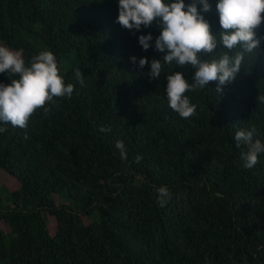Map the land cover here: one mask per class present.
I'll list each match as a JSON object with an SVG mask.
<instances>
[{
	"label": "trees",
	"instance_id": "1",
	"mask_svg": "<svg viewBox=\"0 0 264 264\" xmlns=\"http://www.w3.org/2000/svg\"><path fill=\"white\" fill-rule=\"evenodd\" d=\"M209 3L203 15L217 34L215 0ZM116 15V0H0V42L22 49L25 63L53 52L60 74L75 85L70 99L55 98L47 115L37 109L25 128L3 125L0 173L13 191L10 205L0 204V260L264 264V154L246 169L233 141L235 131L250 127L264 141V104L257 102L264 95V21L256 29L259 49L245 53L223 95L215 94V81L186 92L196 112L181 118L164 98L165 77L180 71L191 82L194 69L173 63L149 80L148 66L138 69L129 57L159 59L137 43L158 28L129 31ZM73 69L82 72V86ZM12 78L0 74V82ZM160 186L170 193L164 207L156 202ZM62 196L75 207L57 205Z\"/></svg>",
	"mask_w": 264,
	"mask_h": 264
},
{
	"label": "clouds",
	"instance_id": "2",
	"mask_svg": "<svg viewBox=\"0 0 264 264\" xmlns=\"http://www.w3.org/2000/svg\"><path fill=\"white\" fill-rule=\"evenodd\" d=\"M115 23L129 31L140 32L153 24L159 34L151 32L137 36L142 51L150 48L161 53L159 59L129 57V62L138 69L148 66L149 80H158L162 67L175 64L177 67L191 66L194 72L191 82L184 72L173 71L165 77L164 98L167 105L181 118L195 114L196 105L186 92L208 88L215 81V94L223 95L224 86L231 84L241 69L245 53L258 50L261 39L256 35L257 27L264 21V0H215L219 32L213 34L203 13L211 9L209 0H116ZM199 10H198V7ZM219 48L226 49L218 57L211 58ZM238 49V50H237ZM231 52V55L229 54ZM209 54L207 59L203 57ZM0 74L12 75L10 82H0V132L3 125L25 128L29 118L42 108L45 115L55 98L70 99L75 85L67 83L60 74L55 54L42 50L33 55L27 63L22 49H11L0 42ZM77 83L83 85L82 72L73 69ZM257 102L264 104V95L257 96ZM101 133L110 128L101 126ZM256 129L250 127L235 131V147L242 149V166L251 169L264 154V141L254 138ZM114 147L121 160L126 159V148L122 140H116ZM139 161L140 157L137 156ZM156 202L164 207L170 198L167 186L156 188Z\"/></svg>",
	"mask_w": 264,
	"mask_h": 264
},
{
	"label": "rangeland",
	"instance_id": "3",
	"mask_svg": "<svg viewBox=\"0 0 264 264\" xmlns=\"http://www.w3.org/2000/svg\"><path fill=\"white\" fill-rule=\"evenodd\" d=\"M42 48V46H40ZM65 67L68 69L72 67V64L69 63L67 60L64 61ZM10 181V182H9ZM13 191V185L11 184V180H8L4 172L0 173V204L5 207L9 206V192ZM57 205H71L73 208L75 207L74 203H72L69 199L65 198L64 196L58 197L56 200ZM48 223H50L52 220L48 218V216H45ZM5 232L8 235V237L11 235L10 234V228L6 225H4ZM0 264H4L2 260H0Z\"/></svg>",
	"mask_w": 264,
	"mask_h": 264
}]
</instances>
